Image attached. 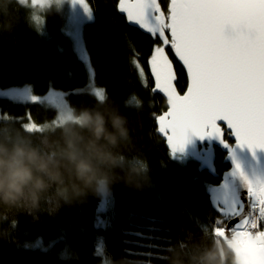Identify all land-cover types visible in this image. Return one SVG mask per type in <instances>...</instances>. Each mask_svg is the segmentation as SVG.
<instances>
[{
    "label": "trees",
    "instance_id": "1",
    "mask_svg": "<svg viewBox=\"0 0 264 264\" xmlns=\"http://www.w3.org/2000/svg\"><path fill=\"white\" fill-rule=\"evenodd\" d=\"M85 1L92 20L84 25L82 39L94 86L104 88L127 117L132 139L128 164H137V157L146 160L149 183L137 187L124 179L113 181L105 190L108 204L103 211L101 191L57 207L54 186L37 209L0 206V264H195L208 249L218 253L222 264H230L233 256L213 232L223 217L208 199V190L229 169L227 155L216 148L211 157L170 154L155 126L167 110L166 98L152 91L148 63L160 41L128 27L117 11L118 0ZM159 3L167 14V1ZM32 12L13 0L7 20L0 14V87L30 86L36 96L50 89L63 91L71 111L94 106L92 94L75 91L86 85L87 73L63 31L64 14L43 12L41 31ZM166 51L181 94L184 72L170 46ZM136 63L144 70V80ZM131 97L139 107L127 105ZM29 115L32 130L26 127ZM0 123H8L0 136L19 130L45 153L59 135L56 112L42 104L0 98ZM224 140L232 144L227 133Z\"/></svg>",
    "mask_w": 264,
    "mask_h": 264
},
{
    "label": "snow or ice",
    "instance_id": "2",
    "mask_svg": "<svg viewBox=\"0 0 264 264\" xmlns=\"http://www.w3.org/2000/svg\"><path fill=\"white\" fill-rule=\"evenodd\" d=\"M25 4L26 0H20ZM52 0H30L33 8L45 9ZM59 4L63 0H57ZM90 16L85 0H72ZM119 11L130 23L159 39L149 58L154 80L153 92L162 93L168 111L157 117L158 131L164 134L174 155L183 151L189 135L201 140L222 138L223 121L240 146L264 150V0H170L167 14L158 0H119ZM39 22L40 17L33 15ZM186 69L189 84L180 95L175 87L176 74L166 48ZM141 80L144 70L136 63ZM95 97L104 99L102 87L92 89ZM128 106L139 107L131 97ZM26 127L32 130L34 123ZM239 171V165H236ZM244 180L248 204L233 200L217 210L213 232L230 239L237 264H264V179ZM239 218L226 229L225 219Z\"/></svg>",
    "mask_w": 264,
    "mask_h": 264
},
{
    "label": "clouds",
    "instance_id": "3",
    "mask_svg": "<svg viewBox=\"0 0 264 264\" xmlns=\"http://www.w3.org/2000/svg\"><path fill=\"white\" fill-rule=\"evenodd\" d=\"M18 5L20 0H15ZM13 0H0V14L9 15ZM52 0L40 10L59 9ZM11 28L12 24H8ZM92 107L73 108L56 125L59 135L50 141L45 153L33 146L24 133L0 136V206L12 209L28 206L37 209L50 188H55L56 206L71 204L88 193L106 190L115 180L140 187L149 183L148 163L128 164L132 143L128 119L106 94L96 97ZM55 123V122H53ZM8 123H0V129ZM27 132L28 129H25ZM173 264H181L174 260ZM195 264H222L218 253L208 249L196 257ZM230 264H237L232 257Z\"/></svg>",
    "mask_w": 264,
    "mask_h": 264
},
{
    "label": "water",
    "instance_id": "4",
    "mask_svg": "<svg viewBox=\"0 0 264 264\" xmlns=\"http://www.w3.org/2000/svg\"><path fill=\"white\" fill-rule=\"evenodd\" d=\"M160 1H167V11H168V5L170 4V0H158V2ZM117 11L121 16L124 17L128 27L138 30L143 35L154 38L151 34L140 29L139 26L132 24L128 21L126 14L119 11V0L117 3ZM173 57L176 63L183 70L185 75V79H186L185 90L181 94L178 92L180 95H184L187 92V88L189 84L187 72L186 69L182 66L181 62L175 56L174 51H173ZM166 105H167V110L164 112L168 111L167 100H166ZM218 123L222 128V138L224 139V135L225 133H227L229 135L232 144L227 143V146H225V144L221 143L220 140L215 137H206L203 140H201L195 135H189L188 141L184 146V150L182 152L178 151L174 155L176 156L187 155L190 158H199L201 156L211 157L214 154L215 148L218 149L220 152L226 154L229 169L225 173H223L219 184L211 187L208 190L209 203L212 209L217 210L218 206H226L228 203L232 202L233 200H242L246 205L245 211L247 212L249 210L247 208V204H248L247 192H246L244 180L240 176L239 172H243L244 175L249 180H255L256 178L264 179V150L256 149L255 151H253L249 149L247 145L240 146L237 143L234 136L231 135V129H228L223 121H218ZM155 126L157 129V135L164 141L166 149L170 152V149L167 144L166 136L158 131L159 124L157 122V118L155 119ZM236 165H239V171H237ZM219 214L221 215L220 212ZM238 221H239L238 217L230 219L225 226L226 229L232 228L236 223H238ZM217 238L220 241V243L224 246V248L236 259V256L230 246V239H225L220 236H217Z\"/></svg>",
    "mask_w": 264,
    "mask_h": 264
},
{
    "label": "rangeland",
    "instance_id": "5",
    "mask_svg": "<svg viewBox=\"0 0 264 264\" xmlns=\"http://www.w3.org/2000/svg\"><path fill=\"white\" fill-rule=\"evenodd\" d=\"M29 4H30V0H26V3L24 5L28 6ZM51 10L62 11V13L64 14L63 16L65 22L63 26V31L67 36V38L69 39L74 53L76 54L78 59L83 63L87 73L86 85L83 88H80L75 91L87 92L95 97V95L92 92V89L96 87L94 86L93 70L89 58L87 56L82 39V29L84 25L91 22L92 16H90L87 12H85L84 8L81 7L79 4H73L72 0H63L59 9L53 8ZM45 11L47 10L35 9L32 12V17L33 15H37L40 17L39 22H37L33 18L32 20L35 23H37L39 30L41 31L43 30V27H40L39 25L42 24L43 20L40 15ZM0 98L7 99L13 103H20V104L35 103V104L45 105L56 112L57 124L62 123V119L65 113L71 112V109L66 102V93L54 89H50L47 93H45L42 96H36L33 94L32 88L30 86L9 87V88L0 87ZM181 157H185V156H181ZM101 193H102V202L100 204L99 211H103L108 204L107 192L103 190L101 191Z\"/></svg>",
    "mask_w": 264,
    "mask_h": 264
},
{
    "label": "built area",
    "instance_id": "6",
    "mask_svg": "<svg viewBox=\"0 0 264 264\" xmlns=\"http://www.w3.org/2000/svg\"><path fill=\"white\" fill-rule=\"evenodd\" d=\"M259 230H264V222H261Z\"/></svg>",
    "mask_w": 264,
    "mask_h": 264
},
{
    "label": "flooded vegetation",
    "instance_id": "7",
    "mask_svg": "<svg viewBox=\"0 0 264 264\" xmlns=\"http://www.w3.org/2000/svg\"><path fill=\"white\" fill-rule=\"evenodd\" d=\"M176 82V81H175Z\"/></svg>",
    "mask_w": 264,
    "mask_h": 264
}]
</instances>
